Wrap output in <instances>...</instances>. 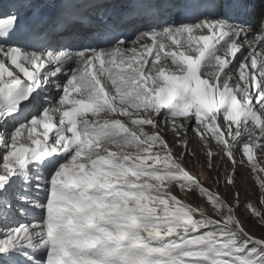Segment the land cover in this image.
<instances>
[{
	"label": "snow or ice",
	"instance_id": "obj_1",
	"mask_svg": "<svg viewBox=\"0 0 264 264\" xmlns=\"http://www.w3.org/2000/svg\"><path fill=\"white\" fill-rule=\"evenodd\" d=\"M256 4L7 6L0 264H264V233L246 223L264 228ZM243 167L261 207L247 201L242 217Z\"/></svg>",
	"mask_w": 264,
	"mask_h": 264
},
{
	"label": "rangeland",
	"instance_id": "obj_2",
	"mask_svg": "<svg viewBox=\"0 0 264 264\" xmlns=\"http://www.w3.org/2000/svg\"><path fill=\"white\" fill-rule=\"evenodd\" d=\"M258 2V1H257ZM195 170V168L193 169ZM204 179H208V173L205 170L204 173ZM221 184H223V176L221 175ZM238 180H239V188H240V199H241V215L243 217V213L247 211V209L244 207L245 203L249 200L255 202L257 204V207H261L259 204V198H260V190L259 186L256 184L254 178L249 175V169L246 167L238 168ZM225 189L222 187L221 191H224ZM192 201L196 203H200V199L197 198L195 195L191 197ZM19 218V217H18ZM247 226L250 230L255 232L257 235L264 233V228H260L258 225H256L255 221L252 219L246 220Z\"/></svg>",
	"mask_w": 264,
	"mask_h": 264
},
{
	"label": "bare ground",
	"instance_id": "obj_3",
	"mask_svg": "<svg viewBox=\"0 0 264 264\" xmlns=\"http://www.w3.org/2000/svg\"><path fill=\"white\" fill-rule=\"evenodd\" d=\"M258 1V0H257Z\"/></svg>",
	"mask_w": 264,
	"mask_h": 264
}]
</instances>
